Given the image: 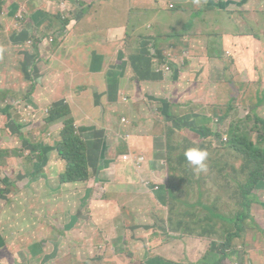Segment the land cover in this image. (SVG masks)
<instances>
[{
	"label": "rangeland",
	"instance_id": "rangeland-1",
	"mask_svg": "<svg viewBox=\"0 0 264 264\" xmlns=\"http://www.w3.org/2000/svg\"><path fill=\"white\" fill-rule=\"evenodd\" d=\"M69 1V6H72L76 14H80L81 4L78 0ZM88 1L91 3V0ZM203 2V5H205L206 0ZM35 6L37 7L38 3H36ZM46 8L47 6L45 5L44 8L39 6V11L45 10L43 13L48 15L51 9ZM178 8L179 7L176 6V9L172 10V14L167 7V11L164 14L166 16L175 15L177 12H181ZM204 9L205 6L202 7L200 11ZM200 11L193 15L190 14L187 18L183 15H178L174 20L178 29L174 30L173 34L175 36H182L193 30L194 22L202 21L206 16V14ZM257 13L259 14V18L264 21L263 13L260 11H257ZM41 15L44 16V14H38V17L41 18ZM192 19H194V22H191ZM74 20L77 21V19ZM218 21L220 23L219 25L222 26L221 16L218 18ZM158 25L160 28H164L160 21H158ZM70 26L71 24L67 27L65 35H62L61 31H58L55 35L50 34L48 37L52 38L49 39L45 38L47 34L43 35L44 42H42L43 44L41 45L35 46L37 50L35 48L33 50L28 42H24V45L20 43L24 46L21 53L17 54V57L12 63H6L5 67L1 68L7 71L8 75L12 71L11 74L13 79L11 82H7V84L0 83V149L11 150L13 148H21L23 155L15 156V158L0 166V232L6 244L4 245L3 237L0 234V261H3L4 264H84L86 260H97V262H100L99 264H143V262L146 264V254L149 255L150 252L148 244H158L156 235L150 234V229L153 228V219L148 220L147 213L149 207L152 206V199L155 196H157V198L161 197L160 190H163L165 184L163 179L160 181L162 177H157L152 180V178L145 176L143 172L144 160H142L140 168L132 163L136 162L137 159H142L144 156L136 155L138 152L136 153L135 151H128V140L130 141V139L127 136L120 137L123 131H119L120 127L117 126V123L115 121L109 123V115H107V117L104 116L107 113L106 110H103L105 107L103 102L105 93L101 91L104 88H109L108 83L111 80L109 73L106 74L104 88H101V90L100 88H98V90L92 88V92L89 95H85V89L79 87L82 81L81 75L78 76L74 73L67 77L64 71L58 69L61 75H58V77L54 79L52 75H49L47 72L46 68L52 66L47 58L49 56L58 58V55L56 53L57 49L52 50L55 51V53L46 55V44L52 46V44L58 40L59 42H57V44H62L64 41H60L61 38L70 37L72 33ZM43 27L44 25L41 27V30H43ZM206 28L210 29L209 24ZM213 29L217 28L214 27ZM43 32L44 31H42V33ZM29 37H35V33H30ZM221 37L222 34L219 33L216 38L219 39ZM145 45L151 46L148 41L143 43V46ZM150 46L147 47L151 48ZM37 51H42L41 56ZM6 52L7 55H4L2 52L0 53V65L2 61L5 62L7 58H12L11 51ZM212 52L225 59L224 64L227 71L236 62L230 52H218L214 46H212ZM147 53V50H142V54L147 55ZM89 56L90 55L86 57L83 55L82 60L88 62ZM126 56V59L130 61V65L135 72V69H140V67H142V64L137 62L133 56ZM122 57H124L123 54ZM122 57L120 58L122 59ZM166 60L167 58L165 57L164 61ZM69 61L68 66L74 67L78 65L74 59L72 62ZM244 64L247 65L244 61L238 73L243 70L249 80L248 83L255 87L262 85L264 68L259 70L260 75L252 76L250 72L243 69ZM167 65L168 62H166L165 67ZM121 66L126 68V70L128 69L127 64ZM36 67L39 70L38 76H36ZM8 68L10 70H8ZM88 70H90V67L87 71ZM212 73L214 78H221L224 74L218 73L217 70ZM117 76L118 78L115 82L119 83L124 75L120 73ZM239 78L242 81L244 76L241 75ZM256 78H258V80H256ZM53 80H56V82ZM224 80L227 90L224 91L225 98L221 102L225 104L223 109L231 104L230 96L232 94L238 95V83L234 81V76H231L230 73H226L224 75ZM83 81L84 83L87 82L84 79ZM220 82H222V80ZM152 86L155 88L159 87L156 84ZM250 87L251 86L248 85L247 88ZM37 88H40V91H38ZM263 88L264 86L260 87V89ZM109 92H112V90L110 89ZM114 95L117 97L122 96L123 100L128 94L126 92L112 93V96ZM263 96L264 91L259 90L258 97L264 98ZM135 97L139 100L135 102V109H137L141 103V98H138L136 95ZM133 98V96H130L129 100L127 102L124 101V103H129L132 106ZM237 99L239 98L237 97ZM109 100L112 101L113 99L106 97V102ZM63 102L72 104V114L75 118L78 132H83L84 128H88L89 130L87 131H91L94 128H96V130H105V139L108 142V147L112 151L109 152V156L116 158L119 153L126 152V157L122 156L124 158L120 165H118V161L105 162L103 164L101 163L105 166L102 168V165H99L100 156L97 154L96 157L98 158L99 164L96 171L94 168H91L93 173L88 181L63 183V186H61L59 171L63 168V165H61L62 159L55 151L54 145L60 139L62 122L59 121L48 124L46 122V117L48 115V110L52 106L60 105ZM262 105L264 106V100H262ZM176 108L177 106H171L170 110L177 114ZM135 109L133 112L134 114H132V108L130 109V114H122V122L120 123L122 129H124L125 126L131 128L139 123L137 121L138 113H135ZM113 112L114 109L108 110L110 114ZM87 113L91 115V121L88 123V118L85 117ZM248 113H251L253 117L255 115L251 107L247 106L244 108L243 106H237L231 111L230 116L228 115L222 118L220 115L213 114L212 126H214V128L219 126L218 131L220 132V137L212 138L215 150L210 152L211 163L215 161L214 157L216 150L220 155V161L231 160L232 153L225 147V142L222 145L220 138L222 133L224 136H226V133L230 134L234 126L232 124L239 121V118H244ZM201 114L209 115L212 113L200 105H195L194 108L181 109L178 113L180 121L185 118L187 124L192 123L196 127L207 123L205 116L204 121L201 120L203 117ZM153 116L154 115L150 116V118ZM168 118L169 117H167V119ZM262 118L264 119L263 115ZM215 119H217V121H215ZM148 124L151 126V121H149ZM148 124L144 122L146 129L148 128ZM188 131H191L194 138L200 136L199 133H194L193 130ZM139 133H144V130ZM130 134L132 135L131 141L134 143L136 140L135 134L132 132ZM251 138H256L255 141L258 146H264V141H259L255 133H251ZM91 139H93V137H91ZM103 139L104 136L100 135L97 136L96 141ZM156 140L154 149L155 156L160 158L156 160L159 167L157 171L160 176L166 173L165 159L167 151L164 144L165 139L163 140L162 137H158ZM96 141H93V145L89 147L90 151L95 150ZM34 142H38L44 152L42 160L33 156L37 151L33 144ZM177 142L179 144L178 147L189 143L185 138ZM199 143L195 144L199 146ZM195 144L193 143L192 146ZM235 158L236 161L234 165L226 164L225 168L217 172L218 175L215 176L217 178L219 175H227L224 176L223 179L231 184L237 192H241V188L249 175V170L246 171V176L241 178V180H238V177L240 172H244L242 167L248 166V163L246 157L242 155L240 159H242L243 162L238 159L237 155H235ZM208 160L209 159L206 161L207 165ZM240 164L241 168L239 166L236 167V165ZM220 165L221 164L218 166ZM233 166L236 167V170L233 169ZM216 167L217 166H213L212 164L210 165L209 161L207 172L202 174H207L212 168ZM229 172H231L230 175H228ZM172 173L174 174V172ZM199 174L196 173L194 179L199 183H206L208 177H201ZM210 175L209 178L213 179V174ZM118 180L121 182L118 183ZM122 181H127L140 189L137 190V192H129L138 195L135 204L132 205L131 202H128L126 204L120 203L114 205L108 202L109 198L105 199L107 196L106 193L110 192L112 188L110 185L119 187V189L126 186ZM152 181L154 185L151 184ZM157 183L159 184L158 188L155 187ZM262 183L260 184V191L255 201V203L258 202L259 205H257L252 212L253 221H247L251 227L257 229H248L247 231L249 242L253 244L256 239L255 234L264 236V221H261V226L258 225L260 224L258 219H264V217H262L264 216V204H262V199L264 202V181ZM238 195L239 193H235V195H230L229 197L226 195L224 199L218 200L220 203L219 206L225 207V212L231 216L234 215L239 206V204L235 202L238 200ZM168 197L170 205H189L192 202L181 201L179 193L176 192L175 189L171 190ZM112 202H115V200ZM153 205V213H160L158 210H155L157 200L154 201ZM129 207H134L136 209H132V214L126 217L125 213L127 210L124 209ZM219 212L220 210L218 213ZM134 219L135 225L129 228L128 223H131ZM256 223L258 224L255 225ZM146 228H150L149 231L146 232V234H142ZM204 229H206V227ZM252 235H254L253 238ZM214 238L212 245L209 241H202L203 238L200 239V241L194 240V242L191 243L189 238L183 241L179 237V234L175 233L172 239V245H174V247L171 249H161V247H159L158 254L162 256L170 255L168 259L173 261L166 260L165 264H186L187 262L191 264L193 260L196 261V259L201 257L206 251L212 250L214 246L218 249L222 248L224 241L222 233H218ZM126 239L130 241L131 249L126 245ZM256 244H263V242L256 241ZM185 245H189L190 248L186 249ZM159 263L160 261H158V264Z\"/></svg>",
	"mask_w": 264,
	"mask_h": 264
},
{
	"label": "crops",
	"instance_id": "crops-1",
	"mask_svg": "<svg viewBox=\"0 0 264 264\" xmlns=\"http://www.w3.org/2000/svg\"><path fill=\"white\" fill-rule=\"evenodd\" d=\"M203 1L91 0L90 3L88 0H78L81 4L80 14H76L72 6H69V0H0L2 2L0 5V53L2 52L4 55H7L6 51H11L10 53L12 54V58H7L0 65L1 84H7V82L12 81V71L8 75V72L1 68L5 67L6 63H12L17 57V54L21 53L22 48H24L21 44L24 45V42H28L34 50L37 39H40L45 34H47V39L52 38L48 36L50 34L55 35L58 31H61L62 35H65L67 27L71 24L72 33L70 37L61 38L60 41H64L62 44H57L59 40L52 44V46L46 44V55L55 53V51H52L55 49H57L56 53L58 55V58H52V56L47 58L52 65L48 66V68L45 66L49 75H52L54 79L58 75L60 76L61 72L58 69L64 71L67 77L74 73L78 76L81 75L82 81L79 87L85 89V95H89L92 92V88L96 90L100 88L101 90V88L105 87L106 74L109 73L114 86L108 89L104 88L101 91L105 93L103 102L107 106L110 100L106 102V97L113 99V92H109V89H115L116 84L114 83H117L115 82L118 78L117 75L122 73L124 77L117 83L118 88L116 91L117 93L126 92L128 98L130 96L134 97L131 106L132 114H134L135 102L139 101L135 95L141 98L139 107L135 109V113H138L137 121L139 123L128 130L129 133L132 132L135 134L136 140L132 143V135H127L130 139V141L128 140V151H135L136 153L138 152L136 155L144 156L145 161L143 163L144 165H142L146 177L152 178V180L157 177H162L160 181L163 179L164 184H167L166 191L160 190L161 197L157 198L155 196L152 199V206L149 207L147 213V219H153V228H146L142 232V234H146L150 229V234L156 235L158 246L159 243L168 241L172 237L168 229L169 211L168 207L164 205L165 201L169 198L168 189L170 187L171 190L181 188L185 191L182 184L172 178L169 172L160 176L158 175L157 170L159 167L156 160L160 158L155 156L154 145L156 144L155 140L158 137H162L163 140L165 139L164 144L166 146V138L163 133L164 125L167 126V129L169 127L174 128L178 138H182V135H187L196 141V138L193 137L191 131H188L189 129L186 127L190 123L187 124L185 118L180 121L178 113L181 109L194 108L195 105H200L212 114H201L203 115L201 120L204 121L206 118L207 123L198 127L194 125V129L196 128L198 130L200 127L211 124V117L214 114L213 107L217 104H223L221 102L225 98L224 91L227 90V87L224 75L226 73L234 76V81L238 83V95L235 96L241 101H244L243 107H251L257 117L262 118V115L264 116V106L262 105L264 98L258 97L259 90L264 91V88L260 89V87L264 86V76L263 84L255 87L248 83L249 80L243 70L238 73L244 61L247 65L244 64L243 69L250 72L252 76L260 75L259 70L264 68V21L259 18V14L257 13V11H260L264 16V0H206L205 5H203ZM36 3H38L37 7L35 6ZM44 5L47 6L46 9H51L48 15L43 13L45 10L39 11V6L44 8ZM176 6L179 7L178 9L181 12L168 16L164 14L167 11V7L173 14L172 10L176 9ZM204 6L205 9L200 11ZM199 11L206 14V16L202 21L194 22V19H192L191 22H194L193 30L182 36H175L173 34V31L178 29L174 21L178 15H183L187 18L190 14L193 15ZM38 14H44V16L41 15V18H39ZM220 16L222 17V26L219 25L220 23L218 21ZM73 18L77 19V21ZM158 21L163 25V29L158 25ZM208 24L210 29L206 28ZM43 25V30H41ZM214 27L217 29H213ZM42 31L44 32L42 33ZM30 33H35V37L30 38ZM219 33L222 34V37L218 39L216 37ZM146 41L151 46H143V43ZM42 42L44 40L40 41L38 45L43 44ZM212 46L218 52L225 51L232 53L236 62L228 71L225 68V59L215 55L212 52ZM142 50H147V55L142 54ZM37 53L41 56L42 51H37ZM122 54L124 57H122ZM125 54L133 56L137 62L142 64L140 69H135L137 73L132 69L130 61L126 59L127 56ZM83 55L86 57L90 55L87 60L88 62L82 60ZM165 57L167 58L166 61H164ZM73 59L78 65L74 67L68 66V61L70 60L69 62H72ZM166 62H168V65L165 67ZM123 64H127V70L121 66ZM87 66L90 67L88 71L87 69L89 67ZM8 70L10 69L8 68ZM215 70L218 73H224L221 78H214L212 72H215ZM38 74L39 70L37 68L36 76ZM241 75L244 76L242 81L239 78ZM83 79L89 83H84ZM221 80L222 82H220ZM53 81L56 82V80ZM154 84L159 87L155 88L152 86ZM248 85L251 87L247 88ZM37 90L40 91V88H37ZM163 102L168 106L166 104L164 105ZM110 103L112 104V102ZM170 106H177L178 113L175 114L172 112ZM168 112L172 115H169ZM152 115L154 116L150 118ZM90 116L88 113L85 115L88 118L87 123L91 121ZM167 117L169 118L167 119ZM149 121H151V126L148 124ZM144 122L148 124L147 129L144 126ZM86 129L88 128H84V130ZM84 130V135L93 137V141L97 140V136H93V133L97 130ZM143 130L144 133L140 134L139 132ZM229 135V133H226L225 137L229 138ZM255 135L257 136L256 133ZM252 139L255 140L256 138ZM224 141L227 142V140ZM125 153V151L121 152L114 158L110 157L108 150H106L104 163L115 162L119 156H126ZM61 165H63V168L59 171V174L64 170L62 160ZM237 166L241 167V164ZM245 173V170L242 173L240 172L238 180L245 177ZM201 174L199 175L202 176ZM230 174L231 172L228 175ZM215 175H218V173ZM224 176L227 175H219L216 180L208 177L206 183L196 182L194 184V181H192L190 184L211 189L202 195L208 200V203H212L217 199L222 200L226 195L229 197L230 195H235V193L240 194L241 192H237L231 184L223 179ZM174 177L179 178L176 174ZM117 182L119 183L121 181L118 180ZM122 182L126 184L122 189L110 185L112 187L110 190L112 196L108 202L111 204H120L116 197H114L115 192H137V190H140L137 186L127 181ZM151 184L154 185V182L152 181ZM260 184L258 185L259 188ZM156 185L159 184L157 183ZM61 186L63 185L61 184ZM259 191L256 190V193L258 194ZM194 196L197 199L200 195L194 193ZM114 200L115 202H112ZM156 200L157 206L155 210L160 212L158 214L152 211L154 209L153 203ZM235 202L240 206L239 199ZM262 204H264L263 199ZM180 205V209L184 210L185 205ZM257 205L259 203L254 202L253 209ZM239 206L237 208L238 210ZM132 209L136 208L129 207L124 209L127 210L125 213L126 217L132 214ZM189 209L193 210L194 207L190 206ZM135 219L131 223H128L129 228L135 225ZM258 221L260 224L256 223L255 225L258 224L261 226V221H264V219L261 218ZM250 229L255 230L256 228L250 227ZM255 235L256 239L253 244L249 242L246 232L245 244L242 246L241 255L238 256V249H234L230 254L229 263L227 262V264H231L232 261H234V264H264V236L259 234ZM253 237L254 235H252ZM256 241H262L263 244H256ZM241 242V239L238 238L234 241V245L241 246ZM3 243L6 245L5 240ZM244 245L246 246V253L243 251ZM164 258L165 260L173 261L168 259L170 255H164Z\"/></svg>",
	"mask_w": 264,
	"mask_h": 264
},
{
	"label": "trees",
	"instance_id": "trees-1",
	"mask_svg": "<svg viewBox=\"0 0 264 264\" xmlns=\"http://www.w3.org/2000/svg\"><path fill=\"white\" fill-rule=\"evenodd\" d=\"M1 4L2 2H0V5ZM42 40H44V37L37 39L35 42V46L38 45V43ZM114 84H116V87L115 89L111 90L113 93H117L116 90L118 88V85L117 83ZM108 85L110 88L114 86L113 82L111 83V80ZM230 97L231 104H229L228 107L223 109L225 104H217L213 107V113L224 118L225 116H230L231 111H233L237 106L244 105V101L237 99V96L232 94ZM121 98L122 96L117 97L114 95L113 101H109L107 106L104 104L105 107L103 110L107 111L106 115H104L105 117L109 115V123L111 121H115L117 123V126L120 127L119 131H123V133L120 134V137H126L130 134L128 132L129 127L125 126L124 129L121 128V116L123 113L127 115L130 114L131 105L129 103H124V101L127 102L129 100L128 97L124 98L123 100ZM110 102H112V104ZM163 104L165 105L166 103L163 102ZM166 106L168 105L166 104ZM111 108H114V112L110 114L108 113V110ZM159 110L161 111V109ZM72 111L73 110L71 104H69L68 102H63L60 105L52 106L48 110V115L46 117V122L48 124L56 123L59 121L62 122L60 139L54 145L55 151L64 163V170L59 174V181L61 184L88 181L93 173V170L91 171V168H94L96 171L98 167L99 163L98 158L96 157L97 154L100 156L99 165H102L105 161V151L108 150V152H112L108 147L107 140L105 139V130H97L93 133V136L102 135L104 136V139L96 141L95 150L90 151L89 147L93 145V140L89 135H84V132H78L76 121L72 114ZM168 114L172 115L169 112ZM213 118L214 115L211 117L212 122ZM215 121H217V119H215ZM212 122L211 124L198 128V130H196V128L194 129V125L192 123H190L189 126H186L189 130H193L194 133H199L201 137H195V141L189 138L187 135H182V138H185L187 141H189V143L179 147L177 141H180L182 138H178L176 130L171 127L167 129V126L164 125L163 131L166 138L165 147L167 151V156L165 159L166 173L169 172L172 178L176 179L182 184L185 191H183L181 188L175 189V191L179 193L180 200L186 202L192 201L189 205H185L184 210L180 209L181 205H170L169 198L165 201L164 205L168 207L169 211V231L171 232V234H173V236L175 235V233H178L179 237L183 241H186V238H189L191 243L194 242V239L195 241H200V239L203 238L202 241H209L212 245L213 239H215V235H217L218 233H222V236L224 237L222 248L218 249L216 246H214L212 250L206 251L204 254H202L201 257H198L196 261L193 260L191 264H227L228 260L230 259V254L234 251V249H238V256L241 255L242 246L243 244H245L246 232L251 227V225L247 221H253L252 209L253 203L256 201L257 197L256 190H259L258 185L264 181V146H258L256 141L251 138V133L255 132L257 134V139L259 141H264V119L259 118L255 115L253 117L251 113H248L244 118H239V121L232 124L234 126L229 135V138H231L229 139L224 135L220 138L222 145L225 142L224 140H227V142H225V147L231 151L232 158L230 161H220V155L216 150V154L214 157L215 161H213V163H211L210 152L214 151L215 147L212 138L220 137V132L218 131L219 126L217 128H214V126H212ZM87 130L89 129H86L84 131ZM93 130H96V128H94ZM193 143H199L200 148L206 149L208 151V165L210 161V165L212 164L213 166H217L216 168H212L209 173L201 174V177H210V174H213V180H216L215 174L222 171L225 168L226 164L234 165L236 161L235 155H237L238 159L242 162L243 160L240 159L241 155L246 157L248 166H244L242 167V169L245 171L249 170V175L247 176L246 182L242 186L241 193L238 197L240 202L239 210L237 209L233 216L225 212V207L219 206L220 203L217 201L218 199L214 200L212 203H208V200H206V198L202 196L206 191L211 190L210 188L194 186L190 184V182L192 181H194V184L197 181L193 177V174L195 175V172L193 171L192 166L188 164L184 156V152L186 148L192 147ZM33 144L37 149L36 153H34L33 156L39 158V160H42L44 157V152L39 146L40 144L38 142H34ZM197 144H195L194 146H197ZM21 150V148H13L11 150L0 149V166L15 158V156H22L23 151ZM142 158V160H144V157ZM122 160V156H119L117 158L118 165L121 164ZM142 160L140 162H142ZM132 163H134L135 166L140 167V163H137V165L136 162ZM219 164L221 165L218 166ZM233 169L236 170V167L233 166ZM172 172H174L179 178L174 177L175 174H173ZM166 188L167 184L164 185L163 190L166 191ZM170 188L168 189L169 193L171 192ZM194 193H197L200 196L196 199ZM106 195L107 196L105 199H108L112 196L110 192H107ZM114 197H116L118 202L121 204L131 202L133 205L136 203L138 195L129 192H115ZM190 206H193L194 209L190 210ZM219 210L220 212L218 213ZM205 227L206 229H204ZM173 236L168 241L159 243V246L158 244L154 245V243L149 246L151 254H146V264H158V261H160L159 264H165L166 260L164 256L158 254L159 247L163 249L173 248ZM238 238H240L242 241L241 246L234 245V241ZM125 243L129 247V249H131L130 241H127L126 239ZM185 248L188 249L190 248V246L185 245ZM245 248L246 246L244 245V253H246ZM130 254L132 255L131 252ZM99 263L100 262H97V260H86L84 262V264ZM143 264L145 263L143 262ZM186 264H188V262ZM231 264H234V261H232Z\"/></svg>",
	"mask_w": 264,
	"mask_h": 264
},
{
	"label": "clouds",
	"instance_id": "clouds-1",
	"mask_svg": "<svg viewBox=\"0 0 264 264\" xmlns=\"http://www.w3.org/2000/svg\"><path fill=\"white\" fill-rule=\"evenodd\" d=\"M184 156L195 173L199 174L207 172L208 165L206 161L209 153L206 149H202L199 146L188 147L185 149ZM155 187L158 188L159 185H156ZM0 264H4V262L0 261Z\"/></svg>",
	"mask_w": 264,
	"mask_h": 264
},
{
	"label": "built area",
	"instance_id": "built-area-1",
	"mask_svg": "<svg viewBox=\"0 0 264 264\" xmlns=\"http://www.w3.org/2000/svg\"><path fill=\"white\" fill-rule=\"evenodd\" d=\"M125 157H126V156H125ZM142 159H143V158H142ZM142 159H137L136 162H137V163H140V161H141Z\"/></svg>",
	"mask_w": 264,
	"mask_h": 264
}]
</instances>
